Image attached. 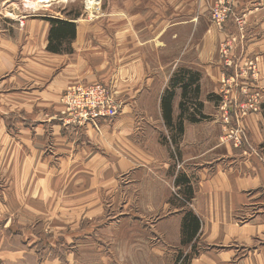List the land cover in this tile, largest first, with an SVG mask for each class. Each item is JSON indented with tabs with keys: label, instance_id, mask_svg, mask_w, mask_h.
Listing matches in <instances>:
<instances>
[{
	"label": "crops",
	"instance_id": "0c3cea01",
	"mask_svg": "<svg viewBox=\"0 0 264 264\" xmlns=\"http://www.w3.org/2000/svg\"><path fill=\"white\" fill-rule=\"evenodd\" d=\"M231 1L238 12L248 15V34L231 52L241 60L250 55L257 58L256 84L264 91V0ZM123 2L124 9L116 11L113 6L107 19V29L113 30L107 37H92L101 30L98 26L76 24L75 39L61 43L72 54L59 55L48 51V21L33 16L12 20L0 11V97L26 100L27 118L19 120L18 128L24 125L33 132L34 139L27 145L36 146V156L46 143L55 142V158H59L51 160L57 162L53 172L61 176L67 157L77 156L82 179L101 178L96 190L112 185L115 172L109 170L116 162L137 163L138 170L160 179L180 173L194 191L190 213L198 218L201 229L192 243L203 245L204 264H264V158L260 157L262 150L264 156V99L260 112L245 119L248 144L226 138L230 127L216 104L219 98L235 94L233 83L224 85L228 70L218 48L229 35L238 33L236 26L228 21L220 30L211 22L210 9L217 0ZM83 40L89 41L87 46ZM104 43L113 50L112 60L98 47ZM85 54L93 56L97 70L85 61ZM6 74L11 76L1 79ZM185 75L196 78L192 86L198 85L199 91L192 96L193 105H203L200 111L206 119L185 121L181 138L175 136L173 141L175 133L162 116V100L172 90L173 119L184 116L183 90L173 80ZM71 76L111 85L122 104L118 118L86 128L63 126L56 114L61 109L58 97L64 85L75 79L68 80ZM28 84L31 88L23 89ZM52 108L55 114H47ZM139 115L144 120L158 115L160 121H139ZM42 160L50 166L51 162Z\"/></svg>",
	"mask_w": 264,
	"mask_h": 264
},
{
	"label": "rangeland",
	"instance_id": "374dc122",
	"mask_svg": "<svg viewBox=\"0 0 264 264\" xmlns=\"http://www.w3.org/2000/svg\"><path fill=\"white\" fill-rule=\"evenodd\" d=\"M33 1L3 0L1 14L12 20L33 16L48 21L50 25L49 18L71 21L75 25L87 23L89 28L92 25L101 29L92 36L99 39L107 37L108 31L113 32L112 28L107 29V19L114 10L113 6L116 11L124 9L123 0H98L97 13L89 17V0H55L49 7L39 9L33 8ZM225 8L231 15L224 23L233 22L238 33L229 35L219 44L218 54L221 61L232 63L231 66L225 63L228 71L224 73V85L233 83L235 94L233 98H219L216 104H220L222 121L230 127L226 130V138L233 137L238 143L248 144L250 137L245 119L260 112L264 91L256 84L259 78L257 58L250 55L241 60L231 52L233 45H239L248 34L247 11L238 12L231 0H217L210 9V19L220 30L224 28L223 21L220 23L214 13ZM240 22H243L241 26ZM87 42L83 40L86 46ZM98 47L106 59L112 60L110 47L105 43ZM59 49L61 51L55 54H72L69 47ZM84 56L85 61L97 70L93 56ZM253 65L255 68L251 69ZM9 75H3L1 79L9 78ZM71 78L75 79L64 85L58 97L61 109L56 114L67 128H86L90 123L79 122L78 112L72 110L69 102L71 94L77 95L79 88L92 89L104 85L118 97L108 83H96L95 79L81 76H71L68 80ZM250 103L256 108L249 110ZM25 106L26 100L22 103L19 99L0 97V123L3 126L0 130V264H204L203 245L192 243L198 239L200 231L192 242L183 244L187 242L184 218L194 205L193 188L187 185L190 180H182L180 173L160 179L149 171L138 170L141 165L137 163L129 166L128 163L116 162L109 170L115 172L112 185L107 188L100 186L102 189L96 190L95 184L101 178L82 179L80 175L83 173L78 169L80 160L73 155L67 157L66 170L60 176L59 172L52 171L57 162L51 160L59 158H55V142L46 143L44 149L41 148L43 152L36 156V146L31 148L27 145L31 138L34 139L33 132L30 133L24 125L18 128L19 120L27 118ZM185 106L187 111L189 109L188 114L201 118L194 105ZM55 111L52 108L47 114L54 115ZM188 114L181 119L183 124L190 121ZM117 118H102L98 122L115 121ZM130 118L133 120V116ZM147 118L144 120L143 116H138L139 121H160L158 115H147ZM70 122L76 124L67 125ZM169 135L173 136L171 132ZM176 137L181 138L180 135ZM171 138L174 141L175 135ZM119 146L121 144L115 145V150ZM32 149L35 154L31 153ZM261 153L260 157L264 158ZM42 159L51 162L50 166ZM147 165L149 168L150 164ZM181 214L184 216L182 221Z\"/></svg>",
	"mask_w": 264,
	"mask_h": 264
},
{
	"label": "trees",
	"instance_id": "16d2710c",
	"mask_svg": "<svg viewBox=\"0 0 264 264\" xmlns=\"http://www.w3.org/2000/svg\"><path fill=\"white\" fill-rule=\"evenodd\" d=\"M49 21L51 22L52 29H51V37H50V44L48 46V50L54 53H58L61 51L59 49L61 47V43L64 40H74L76 37V25L71 21H64V20H58V19H52L49 18ZM174 85H178L182 87L183 90V101L180 104V108L182 109V114H188L187 109L185 108L187 104L193 105V98L192 96H196L199 91L198 85L193 87L192 85H196V78L194 76H184V78H181L179 76L178 78L175 77L173 80ZM174 92H167V94L164 96L162 100V109H163V117L166 125L168 128H171L173 132L176 135H181L183 132L184 124L182 122L183 115L180 116L177 124L176 121L173 119V102H174ZM203 105L201 103H196L194 108L199 113V117H196L193 114H188L190 118V122H198L199 120H202L206 118L205 116L200 113V110L202 111ZM186 109V110H185ZM177 133V134H176ZM183 180V178H182ZM200 221L197 217L193 216L191 213H189L184 218V235L186 237V241L188 243L192 242L193 239L198 235L200 231Z\"/></svg>",
	"mask_w": 264,
	"mask_h": 264
},
{
	"label": "built area",
	"instance_id": "2783aa9c",
	"mask_svg": "<svg viewBox=\"0 0 264 264\" xmlns=\"http://www.w3.org/2000/svg\"><path fill=\"white\" fill-rule=\"evenodd\" d=\"M214 14L216 15V17H214L217 18L220 23L223 21L222 27H224V22L227 21L231 15L227 12L226 8L222 10L217 9ZM242 24L243 22L239 23L240 26ZM240 28L244 31L242 27ZM226 62L228 66L232 65L231 61L227 60ZM254 68L255 66L253 65L251 69ZM107 89V86L97 85V87L92 89L79 88L77 95L71 94V100L69 102L72 106V110L78 112L77 118L80 123L86 121V123H90V125H97L99 123L98 120L102 118L111 119L118 116L121 107V100L116 98L113 92H109ZM255 108L256 105L250 103L248 109L251 110ZM72 123L75 122H70L67 125H72Z\"/></svg>",
	"mask_w": 264,
	"mask_h": 264
},
{
	"label": "bare ground",
	"instance_id": "6f19581e",
	"mask_svg": "<svg viewBox=\"0 0 264 264\" xmlns=\"http://www.w3.org/2000/svg\"><path fill=\"white\" fill-rule=\"evenodd\" d=\"M55 0H34L33 2V8L35 9H39V8H46V7H49ZM99 1L98 0H89V3H88V8H89V13H91L89 15V17H92L94 16L97 12V8L99 6ZM90 4V6H89ZM29 7V6H28ZM36 11V10H34ZM10 13V12H9ZM10 15V14H9ZM17 16V15H16ZM14 17V16H12Z\"/></svg>",
	"mask_w": 264,
	"mask_h": 264
}]
</instances>
